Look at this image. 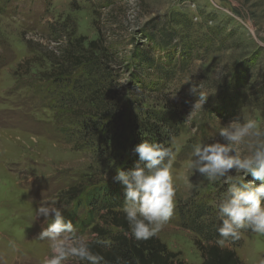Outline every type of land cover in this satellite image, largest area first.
Returning a JSON list of instances; mask_svg holds the SVG:
<instances>
[{
    "label": "rangeland",
    "instance_id": "obj_1",
    "mask_svg": "<svg viewBox=\"0 0 264 264\" xmlns=\"http://www.w3.org/2000/svg\"><path fill=\"white\" fill-rule=\"evenodd\" d=\"M97 29L106 51L100 70L81 67L62 78L116 79L125 135L128 120L140 124L144 112L170 107L177 123L166 131L175 209L155 236L186 264H201L199 238L180 224V212L205 204L218 214L228 184L207 180L187 162L194 144L223 143L219 133L230 122L253 119L264 131V0H0V264H43L51 255L49 241L38 239L52 223L36 217L41 204L55 202L75 236L94 238L77 227L84 194L68 193L79 177L92 175L85 186L109 183L124 149L112 164H95L96 144L81 133L84 102L74 95L76 84L48 79L59 54L78 38L86 47ZM141 54L152 69L138 68ZM192 84L208 97L202 107L193 108L199 91L190 94ZM240 149L250 154L247 144ZM245 229L232 249L243 264H260L264 235Z\"/></svg>",
    "mask_w": 264,
    "mask_h": 264
},
{
    "label": "trees",
    "instance_id": "obj_2",
    "mask_svg": "<svg viewBox=\"0 0 264 264\" xmlns=\"http://www.w3.org/2000/svg\"><path fill=\"white\" fill-rule=\"evenodd\" d=\"M96 31L98 38L88 42L86 47L84 39L78 38L73 44L70 43L69 50L59 54V62L56 65L58 69L52 73L55 77L48 80L61 84L71 81L76 84L73 89L74 95L84 102L81 133L86 140L89 139L96 144L93 151L95 164L99 166L112 164L114 159H119L116 152L119 150L122 152L124 149L125 155L123 160L120 157L122 162L118 161V164H121L120 168L124 171H129L137 164L141 167L144 165L134 152L135 147L144 140L169 147L170 137L166 135V131L170 132L172 128H176L177 123L174 122L175 117L170 107L164 106L163 111L149 114L144 112L140 124H137L136 120H128L132 130L125 135L123 124H118L122 121L124 109L122 96L119 94L120 86L116 85V79L111 82H108L110 79H86L85 82L84 80L81 82V79L73 81L62 78L81 67L87 69L89 73L100 70L106 51L102 49L103 35L98 29ZM137 59L138 68L152 69L147 56L141 54ZM91 176L79 177L76 187L74 189L72 187L68 194L74 198L79 193L84 194L82 203L78 206H83L85 212L77 227L81 231L90 229L94 235L89 241L90 248L93 253L103 256L102 264H186L179 259L178 253L168 251L155 235L147 240H137L132 235L122 211L125 200L124 186L115 179L116 175L109 183L85 186L84 181L92 179ZM180 216L183 228L190 230L199 238L194 244L200 253L201 264H243L232 249L239 239L228 238L225 245H217L216 241L220 238L217 229L222 222L217 221L218 214L213 209H209L205 204L195 205L182 209ZM82 264L88 262L82 261Z\"/></svg>",
    "mask_w": 264,
    "mask_h": 264
},
{
    "label": "clouds",
    "instance_id": "obj_3",
    "mask_svg": "<svg viewBox=\"0 0 264 264\" xmlns=\"http://www.w3.org/2000/svg\"><path fill=\"white\" fill-rule=\"evenodd\" d=\"M198 91L199 85L192 84L190 94L197 96ZM197 97L193 108L202 107L208 99L202 91ZM219 135L223 143L194 144L187 167L211 182L224 180L228 184L217 206L222 223L217 229L220 238L216 243L223 246L228 238L239 239L245 228L264 235V131L253 119L244 123L235 120L221 128ZM242 144L248 145L250 154L242 156ZM134 152L144 165L137 164L129 171L117 168L115 179L124 186L122 211L132 235L137 240H147L156 235L174 213L177 190L173 175L174 154L162 143L147 140L137 145ZM233 169L243 175L233 176ZM249 175L252 180L246 181ZM35 215L52 219L38 237L49 241L51 250L43 264H67L71 257L88 264H102L103 256L92 252L88 240L75 236L73 223L65 220L55 202L41 204ZM260 264H264V260Z\"/></svg>",
    "mask_w": 264,
    "mask_h": 264
}]
</instances>
